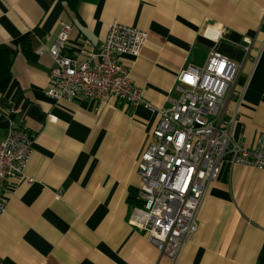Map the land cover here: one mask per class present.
<instances>
[{
  "label": "crops",
  "instance_id": "obj_1",
  "mask_svg": "<svg viewBox=\"0 0 264 264\" xmlns=\"http://www.w3.org/2000/svg\"><path fill=\"white\" fill-rule=\"evenodd\" d=\"M0 0V43L14 49L13 77L0 91V138L11 121L35 134L25 178L5 180L0 264H173L129 222L140 184L138 159L158 113L116 96L55 101L46 92L49 47L64 22L66 52L88 58L113 20L148 30L138 56L121 54L157 106L178 96L177 78L216 48L242 62L225 117L252 146L264 130V0ZM220 28L221 35L215 36ZM31 36L34 58L18 41ZM245 37L252 40L247 50ZM93 60L92 57L89 58ZM176 264H264V169L224 160Z\"/></svg>",
  "mask_w": 264,
  "mask_h": 264
},
{
  "label": "built area",
  "instance_id": "obj_2",
  "mask_svg": "<svg viewBox=\"0 0 264 264\" xmlns=\"http://www.w3.org/2000/svg\"><path fill=\"white\" fill-rule=\"evenodd\" d=\"M72 27L64 22L49 47L54 63L45 92L55 101H103L116 96L158 113L152 138L138 159V202L131 208L129 222L176 264L188 236L198 229L200 208L223 161L264 169V130H259L255 143L249 146L233 136L237 111L225 117L228 96L236 92L238 101L241 99L242 90L235 91V85L242 62L211 48L203 65L189 64L180 70L178 96L169 95V104L157 106L144 96L143 88L133 81L131 68L121 61L122 53H141L148 30L113 20L98 49L79 60L66 52ZM221 32L216 29L215 36ZM245 40L249 50L252 40ZM34 139L27 124L12 121L0 138V213L8 204L5 180L32 181L25 178V168Z\"/></svg>",
  "mask_w": 264,
  "mask_h": 264
},
{
  "label": "trees",
  "instance_id": "obj_3",
  "mask_svg": "<svg viewBox=\"0 0 264 264\" xmlns=\"http://www.w3.org/2000/svg\"><path fill=\"white\" fill-rule=\"evenodd\" d=\"M71 4L72 0H69ZM18 45L21 51L29 58H34L35 53L32 51L31 47V36L29 34L24 35L19 39ZM14 54V49L4 43H0V91H5L13 77L12 73V58ZM133 203H137L138 200L136 195L133 194L129 197Z\"/></svg>",
  "mask_w": 264,
  "mask_h": 264
}]
</instances>
